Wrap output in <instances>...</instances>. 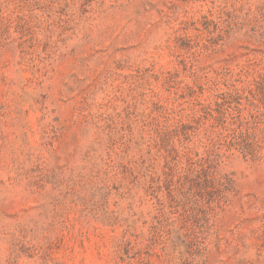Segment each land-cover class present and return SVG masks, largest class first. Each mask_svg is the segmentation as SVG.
Listing matches in <instances>:
<instances>
[{
    "label": "rangeland",
    "instance_id": "obj_1",
    "mask_svg": "<svg viewBox=\"0 0 264 264\" xmlns=\"http://www.w3.org/2000/svg\"><path fill=\"white\" fill-rule=\"evenodd\" d=\"M0 264H264V0H0Z\"/></svg>",
    "mask_w": 264,
    "mask_h": 264
}]
</instances>
